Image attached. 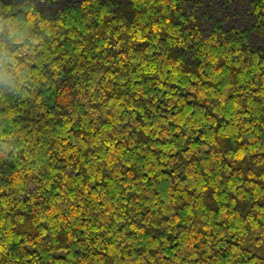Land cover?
Here are the masks:
<instances>
[{
	"label": "trees",
	"instance_id": "16d2710c",
	"mask_svg": "<svg viewBox=\"0 0 264 264\" xmlns=\"http://www.w3.org/2000/svg\"><path fill=\"white\" fill-rule=\"evenodd\" d=\"M238 1L0 0V264H264V0Z\"/></svg>",
	"mask_w": 264,
	"mask_h": 264
},
{
	"label": "clouds",
	"instance_id": "9594fccd",
	"mask_svg": "<svg viewBox=\"0 0 264 264\" xmlns=\"http://www.w3.org/2000/svg\"><path fill=\"white\" fill-rule=\"evenodd\" d=\"M5 33L10 34V40L16 37L15 22L13 20H5L0 23V37ZM10 57L7 51H0V87L14 86V80L9 71Z\"/></svg>",
	"mask_w": 264,
	"mask_h": 264
},
{
	"label": "rangeland",
	"instance_id": "374dc122",
	"mask_svg": "<svg viewBox=\"0 0 264 264\" xmlns=\"http://www.w3.org/2000/svg\"><path fill=\"white\" fill-rule=\"evenodd\" d=\"M239 7L237 10L234 11V14H231V17L238 22L239 25H245V11H246V5L248 0H239ZM50 9H54L51 7ZM235 22V21H233Z\"/></svg>",
	"mask_w": 264,
	"mask_h": 264
}]
</instances>
